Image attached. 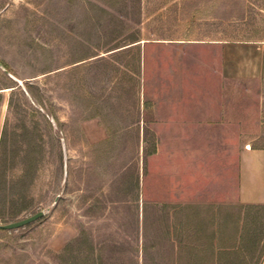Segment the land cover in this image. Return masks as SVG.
I'll return each mask as SVG.
<instances>
[{"label":"rangeland","instance_id":"obj_1","mask_svg":"<svg viewBox=\"0 0 264 264\" xmlns=\"http://www.w3.org/2000/svg\"><path fill=\"white\" fill-rule=\"evenodd\" d=\"M263 40L264 0H0V223L47 210L0 264H261L264 76L224 47Z\"/></svg>","mask_w":264,"mask_h":264},{"label":"crops","instance_id":"obj_2","mask_svg":"<svg viewBox=\"0 0 264 264\" xmlns=\"http://www.w3.org/2000/svg\"><path fill=\"white\" fill-rule=\"evenodd\" d=\"M225 68L236 76H264V40L225 44ZM239 196L242 202L264 204V146L245 144L240 153ZM264 264V257L261 261Z\"/></svg>","mask_w":264,"mask_h":264},{"label":"trees","instance_id":"obj_3","mask_svg":"<svg viewBox=\"0 0 264 264\" xmlns=\"http://www.w3.org/2000/svg\"><path fill=\"white\" fill-rule=\"evenodd\" d=\"M31 93H32V91H31ZM3 144H4V137L1 139V143H0V160H1L2 155L4 153ZM144 236H146L144 234V232H143V239L140 237V234L138 233V237L136 239V245H134V252H135V254L132 257V261H133L134 264H141L140 263L141 260L145 261V257L148 254L149 244L146 241V239L144 238Z\"/></svg>","mask_w":264,"mask_h":264},{"label":"water","instance_id":"obj_4","mask_svg":"<svg viewBox=\"0 0 264 264\" xmlns=\"http://www.w3.org/2000/svg\"><path fill=\"white\" fill-rule=\"evenodd\" d=\"M0 65L2 67H4L1 62H0ZM6 71L8 73H10L8 70H6ZM46 212H47V210H43L42 209V210L37 211L36 213H33V214L29 215V216L24 217V218H21V219L15 220V221L6 222V223H0V228H3V229H14V228L25 226V225H27V224H29V223L41 218L42 216H44L46 214Z\"/></svg>","mask_w":264,"mask_h":264}]
</instances>
